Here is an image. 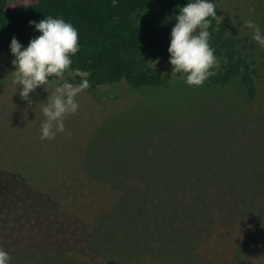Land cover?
Segmentation results:
<instances>
[{"label": "trees", "instance_id": "obj_1", "mask_svg": "<svg viewBox=\"0 0 264 264\" xmlns=\"http://www.w3.org/2000/svg\"><path fill=\"white\" fill-rule=\"evenodd\" d=\"M187 2L0 0V53L13 57L12 38L27 47L40 35L30 21L62 18L78 30L80 47L67 81L87 80L89 93L124 82L142 96L87 140L58 133L50 151L40 133L36 142L0 145L2 203L43 212L51 221L43 231L58 246L12 255L10 264H206L200 245L215 225L255 222L237 231L238 257L263 238L264 47L241 23L229 31L211 0L217 18L209 42L219 68L201 87H171V18ZM251 6L264 31V0ZM235 83L239 99L228 92ZM35 183L32 207L35 197L23 194ZM68 239L91 258L70 255Z\"/></svg>", "mask_w": 264, "mask_h": 264}, {"label": "rangeland", "instance_id": "obj_2", "mask_svg": "<svg viewBox=\"0 0 264 264\" xmlns=\"http://www.w3.org/2000/svg\"><path fill=\"white\" fill-rule=\"evenodd\" d=\"M215 3L229 31L234 30L239 23L246 28L245 21L251 20L250 17L253 16L251 0H215ZM13 59L14 57L0 53V145L8 139H13L12 141L17 145L23 140L36 142L41 133V122L44 120L41 102H44L47 96L51 97L55 88L64 80L76 74L70 70L65 73L62 80L53 78L44 88L43 86L37 88L29 96L32 101V105L29 106L20 98L19 86L13 83L15 75L12 73L15 71ZM173 74L171 87L186 84L184 74L175 72ZM228 92L235 98L243 97V92L236 83L228 88ZM141 99V94L133 92L124 82L103 85L90 93L82 91L76 97L80 105L79 110L65 119L63 135L71 138L78 133L76 137L86 138L88 131L100 124L103 125L107 117L128 109ZM6 130L10 132L9 137L4 136ZM62 140L70 142L64 138ZM47 145L50 151H55L57 141L55 138L51 141L47 140ZM32 187L30 188L32 193L29 190L24 191L23 196L24 198L29 195L34 196L35 202L32 200V207H34L37 206L35 203L39 191L36 183ZM6 195L8 193L0 192V249L6 251L9 257L12 255L22 257L26 253L34 255L32 251L36 250L53 253L58 247H55V236L43 231L46 228L44 223L51 224L50 219L47 216L44 217L43 212L38 209L31 210L25 202L19 204L18 201H11L3 204L1 200ZM253 223L255 226L249 221L232 225H215L212 235L200 245L202 260L206 264H264V236L252 242L241 256L238 257L235 251V245L239 241L237 231L247 228L253 230L256 228L255 222ZM78 244H80L78 241L70 242L69 254L74 256L82 253L83 256L87 255L91 258L92 254L87 250L81 247L78 250L74 248Z\"/></svg>", "mask_w": 264, "mask_h": 264}, {"label": "clouds", "instance_id": "obj_3", "mask_svg": "<svg viewBox=\"0 0 264 264\" xmlns=\"http://www.w3.org/2000/svg\"><path fill=\"white\" fill-rule=\"evenodd\" d=\"M178 15L171 19L175 25L171 29L168 47L172 72L182 73L188 86L201 87L219 68L215 49L210 45L212 21L217 18L216 5L211 0H189L178 7ZM40 35L31 39L24 47L15 37L9 49L14 57L13 83L19 86V96L29 106L31 93L37 88L62 80L71 70L72 57L79 51L78 30L71 22L51 16L40 22L30 21ZM245 27L252 32V39L264 47V31L252 20L245 21ZM51 78V79H49ZM87 80L71 83L64 80L55 88L51 97L41 102L44 120L40 125L41 139L53 140L58 133L65 131V119L79 110L76 97L89 87ZM10 257L0 249V264H9Z\"/></svg>", "mask_w": 264, "mask_h": 264}]
</instances>
